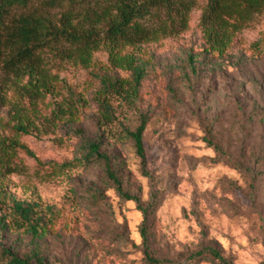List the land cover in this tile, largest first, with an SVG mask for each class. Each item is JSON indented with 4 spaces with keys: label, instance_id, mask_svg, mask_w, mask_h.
I'll list each match as a JSON object with an SVG mask.
<instances>
[{
    "label": "rangeland",
    "instance_id": "1",
    "mask_svg": "<svg viewBox=\"0 0 264 264\" xmlns=\"http://www.w3.org/2000/svg\"><path fill=\"white\" fill-rule=\"evenodd\" d=\"M43 7L38 1L30 9L60 18V11ZM200 18L194 11L189 30L180 36L130 49L146 75L135 103L116 102L115 109L119 123L130 129L142 115L150 118L144 135L148 172L163 195L153 222L154 253L166 264H182L213 247L236 264H264V12L235 35L223 56L207 52ZM94 62L90 70L59 65L52 71L59 78L55 96L34 102L27 78L0 70V142L17 138L33 154L6 157L0 148V246L21 256L33 247L32 237L12 226L13 198L53 209L50 233L41 240L50 264H145L144 217L136 204L107 188L99 168L78 164L86 142L101 136L95 74L131 79L129 72L111 68L106 50L95 54ZM64 102L76 105L79 120L47 125L44 118ZM18 117L35 124L29 136L17 137ZM210 130L244 172L214 162L216 152L205 141ZM113 133L104 151L125 187L148 201L151 182L141 160L130 142L116 146L120 132ZM89 187L105 192L108 207L94 206ZM2 220L10 224L7 230Z\"/></svg>",
    "mask_w": 264,
    "mask_h": 264
},
{
    "label": "trees",
    "instance_id": "2",
    "mask_svg": "<svg viewBox=\"0 0 264 264\" xmlns=\"http://www.w3.org/2000/svg\"><path fill=\"white\" fill-rule=\"evenodd\" d=\"M38 1L49 11H60V18L55 20L39 8L30 9ZM194 11L201 12L200 27L207 52L223 56L235 35L264 12V0H0V70L17 79L27 78L26 91L33 102L55 96L59 78L52 74L53 69L70 63L90 70L95 67V54L102 50L108 53L112 69L131 74V79L124 80L109 74H95L99 81L95 99L101 136L86 142L78 164L99 168L107 188L114 189L125 202L136 204L144 217L141 250L145 264L167 263L154 253L152 245L153 222L163 204V195L148 172L144 135L150 118L142 115L135 129L124 127L119 123L115 103L133 105L145 79L144 67L130 49L180 36L189 30ZM44 120L52 127L63 120L75 123L79 120V111L75 104L64 102L57 104ZM34 129L33 122L17 118L14 126L17 137L29 136ZM114 131L120 132L121 139L115 145L130 142L141 160L142 173L151 182L148 201L125 187L121 171L104 151L105 142L110 137L115 139ZM210 131L205 141L216 152L214 162H224L244 172L241 163L216 143ZM76 133L83 134L81 130ZM0 148L6 157L16 156L18 152L33 155L17 138L2 139ZM246 173L255 179L259 176L250 169ZM86 191L94 206L108 207L104 191L94 187ZM3 197L0 193V201ZM11 202L15 218L12 226L28 233L33 247L29 254L21 256L11 248L0 246V264H50L41 252V240L50 233L55 216L53 209L44 210L37 204L13 198ZM49 216L51 219L47 220ZM3 223L2 220V228L7 230L10 224ZM191 258L199 263L236 264L213 247L195 252Z\"/></svg>",
    "mask_w": 264,
    "mask_h": 264
}]
</instances>
